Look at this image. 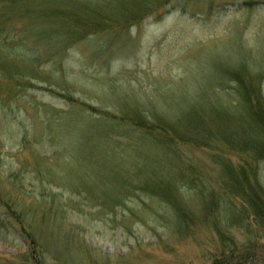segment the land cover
Returning <instances> with one entry per match:
<instances>
[{
	"label": "rangeland",
	"instance_id": "374dc122",
	"mask_svg": "<svg viewBox=\"0 0 264 264\" xmlns=\"http://www.w3.org/2000/svg\"><path fill=\"white\" fill-rule=\"evenodd\" d=\"M11 1L0 0L5 28L21 30L30 9L85 18L82 39L51 21L71 42L22 31V56L3 49L0 195L36 232L46 263L240 264L249 254L264 264V230L225 224L228 198L242 207L256 179L264 187V159L240 149V135L219 136L246 131L240 82L253 80L264 96V0ZM137 113L194 126L199 139L170 150L134 130L127 118ZM104 157L120 165L102 167ZM228 175L240 184L231 182L232 194ZM161 183L176 193L180 213H195L191 226L180 224L175 205L144 191ZM2 218L0 264H33L19 224Z\"/></svg>",
	"mask_w": 264,
	"mask_h": 264
},
{
	"label": "trees",
	"instance_id": "16d2710c",
	"mask_svg": "<svg viewBox=\"0 0 264 264\" xmlns=\"http://www.w3.org/2000/svg\"><path fill=\"white\" fill-rule=\"evenodd\" d=\"M18 0H12L10 6L16 5ZM29 11V17L32 21H30L27 25L24 27L20 26L21 30H16L13 27H6L4 25V15H0V68H2L3 65V55L6 54V52L3 51V49H6L7 47H10L12 49H20L19 55L22 56L23 54H20V52H25L28 50V43L27 40L21 39V36L19 35L22 31V34L25 33V38L34 37L37 36L39 40L46 39V34L51 35L52 39H58V40H64L70 41L71 37L63 38L61 35H59L58 30L56 27L55 30L52 29V22L51 21H59L61 20V24L67 25V33L68 35H73L75 39H82L86 36V29L83 28L85 21V18L80 17H71V15H67L66 13L61 12H55V11H38L35 10H26ZM129 14V12H128ZM128 14H125L123 17L127 18ZM27 13L23 12L18 15V19L21 20L24 16L26 17ZM127 15V16H126ZM10 17V16H8ZM59 17V18H58ZM122 17V15L120 16ZM137 16L135 15L134 18ZM6 18V17H4ZM43 18L44 22L43 24L40 23L38 27H33V22L38 19ZM61 18V19H60ZM124 18V19H125ZM133 18V19H134ZM9 18H6L8 20ZM19 20H15L14 23H17ZM122 20V18H121ZM126 20V19H125ZM136 21V20H134ZM20 22V21H19ZM109 22L106 20V23ZM22 23V22H21ZM111 23V22H109ZM43 26L49 27L47 28H41ZM31 26L32 28H29ZM41 29H40V28ZM97 27V26H96ZM70 28H77V30H73ZM51 31V32H50ZM36 38V39H37ZM67 44V43H66ZM61 46V45H60ZM60 49V48H59ZM36 59H40L36 58ZM241 74H239L240 76ZM241 77V76H240ZM241 80H244L241 78ZM234 82L237 84H240L242 86H238L237 89L240 91V107L242 106L245 116L247 118V124H246V131L243 133H240L239 130L234 131L233 133L230 131H226L225 129H221L219 131V136L222 139V141H228L229 137L232 138L234 136L241 138H238V141L240 143V149L243 151H249L252 154L255 155L254 159L255 161H259L260 159H264V96L261 93L260 89L258 88L257 84L252 81H249V83H245V85L240 82L238 77H235ZM240 82V83H239ZM242 89L244 92L242 93ZM239 104V103H238ZM164 118V117H163ZM165 119V118H164ZM161 119L154 117L152 120L147 119L145 116H142L140 113L131 115L127 118V122L131 123L134 130H142L150 137H153L156 139V141H159L166 145V147L170 150H177L178 144H184V145H196V142L199 139V133L197 129L194 126H191L189 129L182 130L178 128L175 123L172 125L169 121L166 119ZM209 130V129H207ZM203 133V132H201ZM83 144L81 145V148L86 149L89 147L88 141H83ZM102 160V159H101ZM103 164L100 165L102 167H106L108 165L114 166V165H120L119 162H117L114 158L112 160L107 159L104 157V160H102ZM97 164V163H96ZM188 167V165H187ZM192 169V164L189 166ZM194 167V166H193ZM229 177V183L226 185V188L230 189L231 182L235 186L240 185L237 183V181H234L233 178ZM256 178V177H255ZM236 179V178H235ZM192 184L195 188L197 186V182L194 181L192 178ZM224 185L223 183H221ZM145 184L144 191L150 195L157 196L161 198L163 201H165L167 204L174 206L178 211V217H182L180 224L184 227L186 225L191 226L193 221L196 220V215L192 211H182L180 213L179 209L177 208V204L180 203L179 198L177 197L176 193L171 190L170 187H164L166 184ZM261 186V184L256 179V184L254 186H250L251 189H249V194L245 197L246 203L242 207L235 205L230 198L229 205L227 208V215L228 219L225 220V224H231L234 225L237 222L245 221L246 223V229L248 230L251 228L250 223L253 222L254 224H257L256 226L260 227V230H264V187ZM225 191V192H226ZM234 190L230 189V193L232 194ZM237 194L243 193V190H240L236 192ZM206 195H210L212 197V190L206 192ZM224 195V196H223ZM227 196L226 194H221V197ZM101 202H103L105 205H108V202L102 201L101 196L97 197ZM215 201V200H214ZM214 201H210L206 204L207 208L211 207L212 203ZM183 202V201H182ZM216 203V201H215ZM214 203V205H215ZM115 204V203H114ZM118 205V204H115ZM114 206H112L113 208ZM1 209L5 211V213L1 212ZM14 218V220L19 224V235L22 236L24 239V242L26 244V248L29 251L28 255H31L34 259L33 264H47L45 261V250L41 243H39V239H37L36 232L33 229H30V225L26 224L25 221L21 219L20 213L16 210L15 206L7 200L4 196L0 195V221H3V218ZM249 218H252V221H249ZM226 219V218H225ZM257 221V223H256ZM254 232L257 230H253ZM249 254H246L244 257V260L240 264H252L248 260ZM27 261L29 258L26 259ZM26 260L23 262L26 263ZM24 263V264H25ZM214 264H231L228 262V260L224 261H215Z\"/></svg>",
	"mask_w": 264,
	"mask_h": 264
}]
</instances>
